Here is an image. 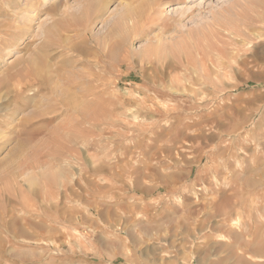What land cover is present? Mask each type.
<instances>
[{
	"label": "rangeland",
	"instance_id": "374dc122",
	"mask_svg": "<svg viewBox=\"0 0 264 264\" xmlns=\"http://www.w3.org/2000/svg\"><path fill=\"white\" fill-rule=\"evenodd\" d=\"M0 264H264V0H0Z\"/></svg>",
	"mask_w": 264,
	"mask_h": 264
},
{
	"label": "bare ground",
	"instance_id": "6f19581e",
	"mask_svg": "<svg viewBox=\"0 0 264 264\" xmlns=\"http://www.w3.org/2000/svg\"><path fill=\"white\" fill-rule=\"evenodd\" d=\"M155 6V5H154ZM157 11V10H156ZM156 12L154 11V14H155ZM67 42V41H66ZM72 48V47H71ZM47 74V73H46ZM39 75V74H38ZM35 76V75H34ZM47 76V75H46ZM46 76L43 74L42 76H39L40 78H42V79H44V81H47V80H49V77H47L46 78ZM38 77V76H37ZM51 78V77H50ZM39 79V78H38ZM34 84H37V82H35V80L33 81V83L32 84H30V86H33ZM49 84V83H48ZM86 85V84H85ZM29 86V85H28ZM67 88V87H66ZM60 89H62L61 87H60ZM19 90H21V88H19ZM61 93V92H60ZM71 93H73V92H71ZM62 95H63V93H62ZM61 96V95H60ZM72 96V95H71ZM58 98V97H57ZM88 98V97H87ZM93 98V97H92ZM68 99H72V98H68ZM67 99V100H68ZM59 100V99H58ZM67 103H69V102H67ZM71 103V102H70ZM69 103V104H70ZM73 103V102H72ZM75 104V103H74ZM67 105V104H66ZM70 106H71V104H70ZM72 106H73V104H72ZM76 106V105H75ZM79 111V110H78ZM83 111V110H82ZM78 113V112H77ZM81 113H83V112H81ZM84 114V113H83ZM87 115V114H86ZM85 116V114L83 115V117ZM87 117V116H86ZM38 242V241H37Z\"/></svg>",
	"mask_w": 264,
	"mask_h": 264
}]
</instances>
